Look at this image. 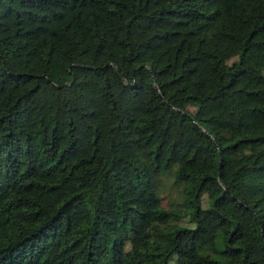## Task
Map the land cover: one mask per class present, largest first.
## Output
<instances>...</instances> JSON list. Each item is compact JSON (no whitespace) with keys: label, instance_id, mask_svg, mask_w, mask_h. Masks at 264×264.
<instances>
[{"label":"trees","instance_id":"trees-1","mask_svg":"<svg viewBox=\"0 0 264 264\" xmlns=\"http://www.w3.org/2000/svg\"><path fill=\"white\" fill-rule=\"evenodd\" d=\"M0 264H264V0H0Z\"/></svg>","mask_w":264,"mask_h":264},{"label":"rangeland","instance_id":"rangeland-1","mask_svg":"<svg viewBox=\"0 0 264 264\" xmlns=\"http://www.w3.org/2000/svg\"><path fill=\"white\" fill-rule=\"evenodd\" d=\"M165 189H166V188L162 189L160 192H162V194H163V192H165ZM206 204H207L206 197H205V196H202V197H201V205H202V206H205Z\"/></svg>","mask_w":264,"mask_h":264}]
</instances>
